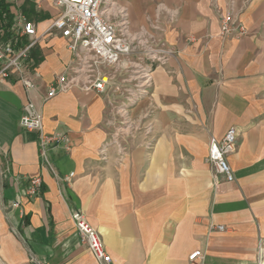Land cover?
<instances>
[{"label":"crops","instance_id":"0c3cea01","mask_svg":"<svg viewBox=\"0 0 264 264\" xmlns=\"http://www.w3.org/2000/svg\"><path fill=\"white\" fill-rule=\"evenodd\" d=\"M8 2L13 20L24 14L37 34L60 12L52 0ZM123 2L132 28L174 54L154 67L129 110L134 130L120 137L122 150L112 142L120 96L73 88L46 97L57 76L70 74L72 53L58 31L30 50L32 88L13 70L0 78V264H100L74 210L96 231L107 264H264V0ZM228 13L245 34H221ZM28 102L45 133L67 137L69 150H47L50 165L37 134L19 124ZM231 126L234 178L216 180L209 139ZM33 177L41 179L37 196L26 194ZM195 250L201 255L190 260Z\"/></svg>","mask_w":264,"mask_h":264},{"label":"built area","instance_id":"2783aa9c","mask_svg":"<svg viewBox=\"0 0 264 264\" xmlns=\"http://www.w3.org/2000/svg\"><path fill=\"white\" fill-rule=\"evenodd\" d=\"M60 12L51 19L47 29L37 34L35 24L24 14L18 13L12 23V29L18 37L27 39V43L15 49L10 43L0 44V78L7 77L13 70L27 89L34 86L25 77L29 65L30 50L39 39L50 31H58L66 39L67 48L72 53L68 76H57L48 86L46 97L73 88L85 93H108L113 89L121 97L116 112L120 118L112 142L122 150L120 137L133 135L134 120L129 110L146 95L152 84L153 69L164 64L174 51L163 45L162 41L146 29L134 30L131 26L128 7L123 0H52ZM37 7H39L37 5ZM155 28H157L155 26ZM221 34L225 37H240L245 27L228 13L221 18ZM110 93V92H109ZM26 112L21 115L19 124L38 136L40 153L46 165H50L47 150L56 143L67 146V137L61 132L45 133L41 114L31 102L26 104ZM149 126L143 127L144 132ZM238 132L229 127L222 139L210 137L208 143V162L216 180L232 181L233 172L227 162V155L235 148ZM105 147L100 150L105 157ZM41 190L40 177L29 180L26 194L37 196ZM18 205V202L14 204ZM73 224L95 259L107 264L110 255L105 251L96 231L87 223L79 211L71 212ZM222 230L223 226H217ZM201 255L195 250L189 255L194 260Z\"/></svg>","mask_w":264,"mask_h":264},{"label":"trees","instance_id":"16d2710c","mask_svg":"<svg viewBox=\"0 0 264 264\" xmlns=\"http://www.w3.org/2000/svg\"><path fill=\"white\" fill-rule=\"evenodd\" d=\"M13 12L8 0H0V43H10L15 49L24 46L27 40L18 37L12 29Z\"/></svg>","mask_w":264,"mask_h":264},{"label":"rangeland","instance_id":"374dc122","mask_svg":"<svg viewBox=\"0 0 264 264\" xmlns=\"http://www.w3.org/2000/svg\"><path fill=\"white\" fill-rule=\"evenodd\" d=\"M113 88V87H112ZM108 89L109 90V92H110V94H112L113 96H115V92L113 91V89ZM113 106H114V109H115V101H114V103H113Z\"/></svg>","mask_w":264,"mask_h":264}]
</instances>
